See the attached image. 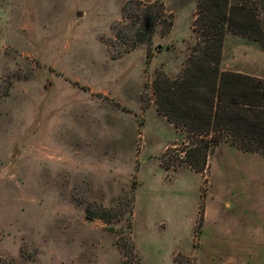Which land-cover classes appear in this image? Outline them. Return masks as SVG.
<instances>
[{"label":"rangeland","instance_id":"obj_1","mask_svg":"<svg viewBox=\"0 0 264 264\" xmlns=\"http://www.w3.org/2000/svg\"><path fill=\"white\" fill-rule=\"evenodd\" d=\"M198 2L0 0V264H201L206 209L251 178L244 151L210 154L157 110ZM229 4L264 34V0ZM220 68L264 79V36L226 32Z\"/></svg>","mask_w":264,"mask_h":264},{"label":"trees","instance_id":"obj_2","mask_svg":"<svg viewBox=\"0 0 264 264\" xmlns=\"http://www.w3.org/2000/svg\"><path fill=\"white\" fill-rule=\"evenodd\" d=\"M159 14L163 16L162 10ZM197 22L199 46L183 70L176 78L162 77L153 83L157 110L193 137L204 134L206 139L198 140L210 154L225 143L264 155V79L220 68L224 34L232 31L261 42L259 19L229 0H199ZM154 24L148 16L143 31L152 34ZM138 33L142 34L141 28ZM191 162L198 168L194 157Z\"/></svg>","mask_w":264,"mask_h":264},{"label":"crops","instance_id":"obj_3","mask_svg":"<svg viewBox=\"0 0 264 264\" xmlns=\"http://www.w3.org/2000/svg\"><path fill=\"white\" fill-rule=\"evenodd\" d=\"M230 148L242 156V151ZM245 153L249 159L243 174L251 180L240 184L234 198L227 192L220 195L219 198L225 200L224 208L206 209L201 264H264V155ZM242 162H233V165ZM223 187L228 191L229 183ZM180 240L179 237L173 239V252L181 247Z\"/></svg>","mask_w":264,"mask_h":264},{"label":"water","instance_id":"obj_4","mask_svg":"<svg viewBox=\"0 0 264 264\" xmlns=\"http://www.w3.org/2000/svg\"><path fill=\"white\" fill-rule=\"evenodd\" d=\"M76 15H78V16H79V15H81V12H80V11H78V12L76 13Z\"/></svg>","mask_w":264,"mask_h":264}]
</instances>
